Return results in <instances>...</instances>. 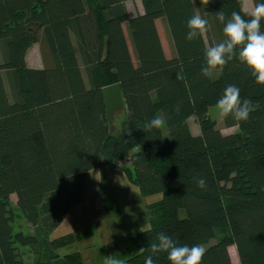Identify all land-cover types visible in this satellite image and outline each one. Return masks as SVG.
<instances>
[{
    "label": "trees",
    "instance_id": "1",
    "mask_svg": "<svg viewBox=\"0 0 264 264\" xmlns=\"http://www.w3.org/2000/svg\"><path fill=\"white\" fill-rule=\"evenodd\" d=\"M129 1L0 0V264H84L56 246L87 232L51 235L83 201L87 172L105 165L123 170L141 195L161 194L148 204L150 227L135 236L136 250L119 255L118 264H145L150 249H139L161 231L193 246L208 244L217 230L225 233L205 247L202 264H233L230 246L241 264H264V86L235 58L211 78L201 73L206 47L224 39L217 12L227 19L241 0H140L144 11L133 15ZM194 14L209 30L188 41ZM34 44L42 67L28 64ZM181 70L184 80H177ZM115 83L126 107L118 133L103 98ZM228 85L254 111L244 122L223 119L237 127L224 134L209 110ZM154 117L164 125L145 131ZM13 194L32 232L15 229ZM153 259L170 264L166 253Z\"/></svg>",
    "mask_w": 264,
    "mask_h": 264
},
{
    "label": "rangeland",
    "instance_id": "2",
    "mask_svg": "<svg viewBox=\"0 0 264 264\" xmlns=\"http://www.w3.org/2000/svg\"><path fill=\"white\" fill-rule=\"evenodd\" d=\"M128 7L132 11L137 7L142 8V4L140 0L129 1ZM158 25L167 54L171 55L172 46L166 25L162 20ZM27 57L30 65L43 66L38 44L32 45ZM125 113L126 107L116 112L113 132H119ZM209 113L217 121V127L222 133L227 134L237 130V127H226L223 119L218 116L215 106L210 108ZM189 124L193 134L200 133L194 117L189 119ZM122 166L128 167L129 164L124 161ZM159 198H161L159 193L150 196L141 195L129 176L115 166L105 165L88 171L83 201L70 209L51 238L57 239L82 230L89 235L68 246H56V250L61 255L75 254L84 264H118L121 261L119 255L136 250L135 236L150 227L148 204ZM11 203L15 210V229L32 232V227L17 208L15 194L11 196ZM224 233V230H217L215 239L208 244L214 243ZM208 244L201 246L205 248ZM21 250L24 259L30 261L32 256L28 247H22ZM229 253L233 264H241L237 252L235 253V246L229 247Z\"/></svg>",
    "mask_w": 264,
    "mask_h": 264
},
{
    "label": "clouds",
    "instance_id": "3",
    "mask_svg": "<svg viewBox=\"0 0 264 264\" xmlns=\"http://www.w3.org/2000/svg\"><path fill=\"white\" fill-rule=\"evenodd\" d=\"M208 3V0H201ZM250 6V7H249ZM243 13V14H242ZM245 16L248 19H245ZM216 19L223 24L224 39L205 49V65L201 69L202 75L211 78L214 71L222 72L224 67L234 58L244 64L250 71L255 83L264 86V2L241 0V10L233 11L226 19L223 11L217 12ZM188 41L204 37L209 30L208 20L200 14H194L187 21ZM177 80H184L182 70L176 73ZM215 108L221 119L231 117L237 122L247 121L254 111L251 100H241L240 89L236 85H228ZM162 117H154L148 121L145 131L159 129L164 125ZM198 187H206V181L199 179ZM145 256V264H155L153 256L166 253L170 264H202L206 249L199 245H180L171 236L161 231L157 234L156 242L147 248H141V253L149 250Z\"/></svg>",
    "mask_w": 264,
    "mask_h": 264
},
{
    "label": "water",
    "instance_id": "4",
    "mask_svg": "<svg viewBox=\"0 0 264 264\" xmlns=\"http://www.w3.org/2000/svg\"><path fill=\"white\" fill-rule=\"evenodd\" d=\"M103 98L106 106L110 128L113 131V121L116 112L125 108V101L120 85L118 83H115L105 86L103 88Z\"/></svg>",
    "mask_w": 264,
    "mask_h": 264
},
{
    "label": "crops",
    "instance_id": "5",
    "mask_svg": "<svg viewBox=\"0 0 264 264\" xmlns=\"http://www.w3.org/2000/svg\"><path fill=\"white\" fill-rule=\"evenodd\" d=\"M135 1H137V0H135ZM129 8V7H128ZM144 10H143V7L142 8H136V9H134V10H130L129 9V13L131 14V15H133V14H137L138 12L139 13H142ZM30 50V49H29ZM29 50H28V53H29ZM28 55V54H27ZM27 61H28V57H27ZM29 64V63H28ZM30 65V64H29ZM31 67H36V68H38V67H40V66H37V65H30Z\"/></svg>",
    "mask_w": 264,
    "mask_h": 264
}]
</instances>
